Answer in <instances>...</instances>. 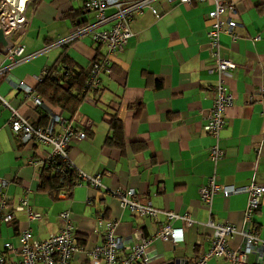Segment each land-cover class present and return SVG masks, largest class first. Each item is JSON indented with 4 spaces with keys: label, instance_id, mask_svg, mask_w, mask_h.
I'll list each match as a JSON object with an SVG mask.
<instances>
[{
    "label": "crops",
    "instance_id": "crops-1",
    "mask_svg": "<svg viewBox=\"0 0 264 264\" xmlns=\"http://www.w3.org/2000/svg\"><path fill=\"white\" fill-rule=\"evenodd\" d=\"M237 1L240 38L233 41L229 34L221 37L223 56L237 67L228 80L234 99L226 109L227 124L222 131L225 156L217 166L210 159L213 138L204 129L217 82V75L208 71L213 63L207 49L211 24L207 14L213 8L209 3L165 1L157 3L160 17L149 10L137 14L131 22L132 37L123 50L112 55L113 74H100L103 86L99 102L81 105L76 123L84 127L83 121H89L91 127L86 138L72 140L70 157L88 176L102 174L101 189L83 183L73 189L70 197L60 195L58 200L39 190L42 172L34 160L48 148L21 144L10 127L12 110L0 101V179L9 182L6 193L14 205L28 196L42 213L41 219L31 222L23 212L16 211L13 224L1 222L0 248L6 242L17 245L20 231L27 227L37 239L58 232L63 226L60 213L66 209L73 212L77 241L82 247L74 254L72 264H91L89 251L104 241L97 221L100 215L117 222L116 233L128 244L154 236L167 221L166 216L161 214L154 220L131 213L113 193L117 188L135 187L142 202L188 213L195 221L190 226L182 220L172 221L184 230L181 242L154 239L151 246L158 258L153 264L194 262L210 246V230L205 225L209 218L244 227L247 194L216 195L212 212L200 197L201 186L215 171L221 184L264 185V116L257 101L258 88L264 84V0ZM85 3L30 0L25 30L14 36L15 42L25 48V59L0 78V96L35 124L41 118L40 108L21 90L20 81L35 88L37 77L65 52L85 69H92L94 59L104 58L109 52L106 45L93 41L90 32L67 45L58 44L95 21L97 13L85 9ZM257 36L259 40H255ZM5 61L0 54V65ZM47 107L52 113L60 112ZM113 114L124 125L123 147L105 143ZM253 223L264 238V196ZM242 242L240 235L229 241L234 248ZM208 264L235 263L212 258ZM248 264H264V260L252 254Z\"/></svg>",
    "mask_w": 264,
    "mask_h": 264
},
{
    "label": "built area",
    "instance_id": "built-area-1",
    "mask_svg": "<svg viewBox=\"0 0 264 264\" xmlns=\"http://www.w3.org/2000/svg\"><path fill=\"white\" fill-rule=\"evenodd\" d=\"M29 1L0 0V28L9 40L7 53H0L6 60L5 64L0 65V78L25 59V48L15 42L14 36L25 30ZM165 1L177 4H191L196 1L213 5L207 14L211 22L207 49L213 57V63L209 66L208 71L217 75L214 87L216 97L204 129L213 138L210 159L217 166L225 156L222 131L227 124L226 109L234 99L228 80L232 77L233 69L237 67L232 59L223 56L221 37L223 34H229L233 41L240 38L239 30L242 24L237 0H86L85 9L97 13L95 21L59 40L58 44L67 45L82 34L90 32L94 42L107 46L109 52L105 56V65H95L92 68V77L89 81L92 86H98L101 83V72L113 74L110 67L113 63L112 55L116 51L123 50L132 37L131 22L136 15L149 10L155 16L160 17L161 11L157 7V3ZM109 9H113V11L108 13ZM259 39L260 36L255 38V40ZM4 50L6 49L4 48ZM43 76L44 72L37 77L38 81L42 80ZM19 87L27 97L34 99L36 105L41 103V99L33 94V87L25 81H20ZM257 94V101L262 105L264 116V84L259 86ZM0 101L1 104L3 102L12 110L10 127L21 144H36L48 148L43 156L34 160L35 165L41 167L55 158H61L68 165H74L70 157L71 142L75 138H86L87 130L68 124L65 117L57 112L52 113L49 125L37 126L20 114L16 108L11 107L2 96H0ZM83 123L86 125L85 128L91 127L89 121H83ZM83 183H87L94 190L101 189L103 187L102 174L88 176L79 170L76 186ZM8 185L9 182L6 179H0V224L1 222L11 223L15 219L16 211L23 212L31 222L41 219L42 213L30 203L28 196L20 198L16 205L12 203L6 193ZM113 193L119 198L121 206L131 213L154 220H158L159 216L163 214L167 221L159 226L154 236L142 237L137 243L128 244L123 236L116 233L117 222L106 220L103 215H100L97 221L99 228L103 230L104 241L89 251L91 264H153L158 258V254L153 251L151 246L154 239L159 238L173 244L181 242L184 240V230L182 226H174L172 221L182 220L189 226L195 222L188 213L160 209L154 206L151 201L142 202L137 196L135 187L117 188ZM218 194L225 197L247 194L244 227L238 228L233 223L217 222L209 218L205 225L210 230V246L207 250L200 252L191 264H208L212 258L229 259L235 264H248L252 254H255L259 260H264V238L261 236L257 224L253 223V216L261 207L264 185L256 182L241 186L221 184L215 171L207 183L200 188L201 200L210 212L213 211L214 199ZM92 200L91 196L88 200L89 203ZM60 217L63 222L62 228L46 238H35L33 230L27 227L20 231L17 245L11 242L4 243L0 248V264H72L74 254L82 250L77 241L73 212L66 209L60 213ZM236 235H240L243 242L239 247L234 248L229 241Z\"/></svg>",
    "mask_w": 264,
    "mask_h": 264
},
{
    "label": "trees",
    "instance_id": "trees-1",
    "mask_svg": "<svg viewBox=\"0 0 264 264\" xmlns=\"http://www.w3.org/2000/svg\"><path fill=\"white\" fill-rule=\"evenodd\" d=\"M104 62L105 57L98 56L94 59V66H103ZM110 67L114 72L113 63ZM91 77L92 69L80 67L66 52L63 53L58 61L45 69L43 79L33 88V94L41 99V103L36 106L40 108L41 118L37 124H34L37 126L50 124L52 112L47 107L49 105L55 110L58 109L60 111L58 113L65 117L68 124L88 131L89 129L85 128L86 125L82 124L84 127H81L76 123V117L83 103L99 102V93L103 86L102 79L98 86H92L89 84ZM109 128L110 132L105 143L123 147L125 144L124 125L117 114L111 116ZM78 171L75 165H68L63 159L55 158L41 166L39 190L47 192L53 200H58L61 194L70 197L76 187ZM14 222L15 219L11 224Z\"/></svg>",
    "mask_w": 264,
    "mask_h": 264
},
{
    "label": "water",
    "instance_id": "water-1",
    "mask_svg": "<svg viewBox=\"0 0 264 264\" xmlns=\"http://www.w3.org/2000/svg\"><path fill=\"white\" fill-rule=\"evenodd\" d=\"M9 46V40L5 36L3 30L0 28V53L1 54H6L7 53V47ZM4 48L6 50H4ZM162 264H176L175 261H167Z\"/></svg>",
    "mask_w": 264,
    "mask_h": 264
}]
</instances>
